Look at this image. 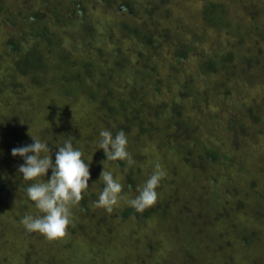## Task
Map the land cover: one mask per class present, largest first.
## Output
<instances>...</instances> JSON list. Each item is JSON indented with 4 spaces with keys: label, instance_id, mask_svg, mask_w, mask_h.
Masks as SVG:
<instances>
[{
    "label": "trees",
    "instance_id": "16d2710c",
    "mask_svg": "<svg viewBox=\"0 0 264 264\" xmlns=\"http://www.w3.org/2000/svg\"><path fill=\"white\" fill-rule=\"evenodd\" d=\"M95 1L0 0V252L28 258L22 264H38L37 252L51 253L39 246L43 235L33 238L20 223L34 212L25 193L34 181L23 180L18 168L24 160L11 152L31 145L34 137L48 144L53 164L57 148L72 139L85 163L91 154L95 166L108 163L124 185V199L108 212L94 207L104 185L100 175H90L83 199L71 207L67 231L82 232L94 256L105 255V243L116 247L120 264H207L208 254L219 264L218 255L223 251L227 259L229 250L241 264L249 246L252 255L264 256V161L250 162L249 141L264 145V24L259 21L264 10L256 19V1L237 0L239 12L220 0H185L191 11L173 16L167 0L146 1L141 9L135 0ZM109 9L114 17H105ZM166 19L172 20L169 25ZM96 27L110 39L106 57L73 58L74 48L62 50L59 42L67 37L90 44ZM209 31L226 39L224 50L217 42L199 47ZM83 100L84 110L72 120L69 113ZM66 117L72 118L68 126ZM102 129L113 136L125 132L134 164H103V150L91 152ZM216 129L224 135L215 137ZM147 142L154 143L150 156L138 148ZM167 152L176 158L171 165ZM157 163L167 167L169 177L156 189L161 193L156 204L138 213L126 200L139 194ZM250 167L262 171L256 175ZM50 177L51 169L43 180ZM131 215L138 223L155 218V226L163 227L145 235L144 250L138 247L141 235L133 238L136 244L110 243L100 235L119 232ZM111 218L119 227L109 224ZM103 224L109 226L102 229ZM59 243L52 244L56 250L50 245L55 252L74 253L68 244L57 248ZM58 259L50 254L47 264H61ZM85 259L76 255L73 264Z\"/></svg>",
    "mask_w": 264,
    "mask_h": 264
},
{
    "label": "clouds",
    "instance_id": "9594fccd",
    "mask_svg": "<svg viewBox=\"0 0 264 264\" xmlns=\"http://www.w3.org/2000/svg\"><path fill=\"white\" fill-rule=\"evenodd\" d=\"M99 137L98 148L103 150L106 157L103 164L109 161H126L130 167L135 163L127 151L128 137L123 130L113 136L111 131L102 129ZM31 138V145L14 148L11 154L24 160L18 173L23 180L34 181L25 189V193L41 215L27 214L20 223L27 233H38L49 240H57L68 235L67 228L72 222L71 207L79 204L83 199V192L88 188L89 165L82 159L84 153L73 147L72 139L66 140L62 147L57 148L53 164L48 144L38 138ZM42 153L46 154L42 156ZM49 169L51 177L45 182L43 177ZM165 176L166 172L157 163L151 176L137 188L139 194L127 199L126 204L138 213L154 206L158 200L156 189ZM99 180L104 187L98 200L94 202V207L112 212L113 206L124 199L121 195L124 185L114 179L111 171L104 168Z\"/></svg>",
    "mask_w": 264,
    "mask_h": 264
},
{
    "label": "rangeland",
    "instance_id": "374dc122",
    "mask_svg": "<svg viewBox=\"0 0 264 264\" xmlns=\"http://www.w3.org/2000/svg\"><path fill=\"white\" fill-rule=\"evenodd\" d=\"M92 5H95L97 4V1L95 0H89ZM146 1H149L150 3L153 2V0H135L136 2V5L137 4H141V6H139V8L141 9L142 8V5L143 3H145ZM185 1V0H167L165 3L170 7L171 6V10H170V14H173L174 15H178V14H181V15H184V13H187V12H190L191 11V7L188 6L187 4H183L182 2ZM189 2H191L192 0H188ZM238 1H241V0H238ZM237 0H220V2H222L223 4H226L227 8H239V12H241V8L238 4H235L236 2H238ZM243 2H248V1H251L253 3V1H256L258 3V11L256 13H254L253 15L256 14V19H258V16L260 15V13L264 10V0H242ZM193 2V1H192ZM246 2V3H247ZM117 3V2H116ZM249 3V2H248ZM200 2H196V5H199ZM187 5V7H186ZM234 6V7H232ZM186 7V8H185ZM139 9V10H140ZM185 9V10H184ZM255 8L252 7V11H254ZM106 15L105 17H107V15H109L110 17H114L115 16V12L113 10H107V12H105ZM192 14H195L194 12H192ZM242 14V13H241ZM240 15L237 14L236 16ZM95 16H98L97 14H95ZM246 19L247 18H250L248 17V15L245 16ZM174 17H172L173 19ZM166 22H164V24L166 25H169L167 23V21H172L171 19H166L165 20ZM259 21L262 22V24H264V11H263V14H262V17L261 15L259 16ZM242 24V23H241ZM165 25V26H166ZM99 27H96L93 29L94 32V38L91 39V42L90 44H88V42L86 41H81V40H73L71 37H67V38H64V39H61L60 40V44L63 46H61L62 50L65 52V51H68L69 49H72L74 48L73 52L70 54L71 56H74L73 58H80V57H89L92 53H95L96 56H98L99 59H102L104 58V56L106 57V55L111 51L112 49V46L111 44L109 43L110 39H108L106 36V33L103 31V30H100L98 29ZM3 28L0 27V36H2L3 34ZM207 39L205 40V43L204 44H200L199 47L203 46V48H206L207 46H210L213 44V42H217L220 44V46H222L221 48L224 50V47L227 46L226 45V39L222 38L220 39L219 36H217L216 34L212 33V31H209L208 34H207ZM228 42H230V38H228ZM231 42H234V40H231ZM91 43H93L92 45H95L94 47H90ZM242 44H240L239 47H241ZM244 46V45H243ZM98 49V50H96ZM102 50V51H101ZM99 51V52H98ZM158 60V57L156 58V61ZM133 61V60H132ZM161 64V63H159ZM191 66V65H190ZM161 66H159L160 68ZM254 93V92H253ZM23 96V93L20 94V96ZM79 98V97H78ZM76 99V101L80 102L81 100L79 99H82V97H80L79 99ZM84 100H83V103H81V106L80 107H77L76 105L72 108L71 112L69 113V115H71L73 117L70 118V117H66L64 118L62 121L65 122V124L68 126L70 125V120H75L76 116H78L83 110H84ZM34 127V125H33ZM101 128V126H99ZM27 131H29L28 133H30L31 131L35 130V129H26ZM27 131L24 132L27 134ZM79 133H82V134H79V137L80 138H83V134L85 135V132H84V129H83V132H79ZM200 133H202V137L204 136V133L203 131ZM215 133H216V136L215 137H222L223 135L220 133V131L218 129L215 130ZM93 137H95V134H93ZM144 139V138H143ZM203 139V138H202ZM249 141H252V144L250 145V150L252 151V153L250 155L251 156V161L252 163H256V160H263L264 161V145L263 146H260L258 144H260V142L258 140H255L253 141V139L249 140ZM153 144L154 143H150V142H147L146 144H141V143H138V148H146L147 150L146 151H149V156L151 155V152L153 151ZM98 143L96 144L95 148H92L91 152H95L96 153V149L98 148ZM94 149V150H93ZM91 154V153H90ZM172 153L170 152H167L166 154V158L169 159V161H171L169 164L171 165L172 163H174L175 161V157L174 156H171ZM94 155V153H93ZM98 157V155H97ZM164 157V156H163ZM88 159V158H87ZM96 161L97 159L93 158L92 154H91V157H89L88 159V165H89V170H90V175L94 177L96 175H100V173L102 172L103 168L105 170H109V171H113V169H110V167H108V163H106V167L103 166V165H97L95 166V162L93 161ZM184 163L183 159H181V161H179L178 163ZM98 163V162H97ZM168 164V166H170ZM251 169L255 168V167H250ZM162 169L166 172V177H169V175H167V167L166 166H163ZM255 168V174H259V172H261L262 170H257ZM113 173V172H112ZM96 178V177H95ZM97 179V178H96ZM96 183V182H95ZM93 187H95V184L92 183L91 184ZM158 193V198H159V192ZM98 194V193H97ZM30 202V201H29ZM29 202L27 201L26 203L29 204ZM29 211H34L33 212V216H37L39 215V212L38 209L35 208V205L33 206H30L28 207ZM36 213V214H35ZM130 219L131 220H127L125 224H122L120 225V228L119 229V232H117V230H114V231H109L108 233H105L106 230H104V232H101L100 235L103 236V239L105 241H109L110 243L112 242H115L117 240V242L119 244L121 243H127V241H130L131 244H136L137 240L136 239H133L136 235H141V239L142 240H139L138 244L139 246L138 247H141L143 250L145 249V246L143 244H145L144 242L145 241H148L147 237H145V235H153L155 234L154 232L155 229H158V230H163V227L159 224L158 226H155L156 223L158 222H155L157 219L153 218L150 219V220H146L145 222H140L138 223L137 219L134 217V216H130ZM109 220V224H113V225H116L118 226V223L115 222L114 218H111V219H108ZM111 224V225H112ZM149 224V225H148ZM110 225V226H111ZM109 226V225H108ZM107 225L105 226L103 224L102 226V229L105 228V227H108ZM119 227V226H118ZM93 230L94 229H91V231H89L91 234H93ZM127 230V231H126ZM68 232V231H67ZM69 233V232H68ZM121 233V234H120ZM129 233H132L131 236H129ZM106 234V235H105ZM33 235V238H37L38 235H41V234H38V233H32ZM78 237V238H77ZM83 234L82 232L78 233L77 235H70L69 233V236H65L63 238H60V239H57V240H49L47 239L46 237H41L43 238V242L42 243H39L42 248L46 249L48 247H50V250H51V253H49V255H47V253H42V254H39V252H37V254H35L33 257L38 260V264H47V256H50V254L54 257V259H58V261H60L61 264H73V259L76 258V255H79L83 258L86 257L85 260H87L85 262V260L81 261L79 260L80 262L78 263H75L74 264H120V262L118 261V258L115 257V249L116 247L112 246V245H108L107 243L104 244V246L102 247V250L105 249V255L104 256H94V254H92V251L89 250V248L86 246L87 245V242H84L85 239L83 238ZM130 239H129V238ZM157 237V236H155ZM60 240V243L58 244L59 247L57 248H60V245L61 244H68L70 249L73 248V251L74 253L68 257V254L66 253L61 255V251L58 250V253L54 251V249L56 250L55 246H53L52 244H56L57 241ZM39 242V241H38ZM37 242V243H38ZM104 243V242H102ZM228 243V242H227ZM52 245L54 247V249L52 248ZM143 245V246H142ZM123 245H120L119 247H122ZM124 248L130 253L131 250H134L133 247L131 246H124ZM124 248H121V251H124L125 249ZM246 260H243L241 262V264H264V256L262 255H252L251 254V250H252V246H249L246 248ZM107 251H109L110 253L107 254ZM114 251V252H112ZM113 253V256L112 258L110 257L111 254ZM91 254V255H90ZM118 254V253H117ZM223 254L224 252L221 251V254L218 255V258H220L221 256V260H220V263L219 264H237L235 263L234 259H235V255L229 250L228 251V260L224 259L223 257ZM89 255V256H87ZM120 255V254H119ZM124 254H121L120 256H122ZM23 256H21L20 258V255L19 256H16L15 254H13L12 252L10 251H2L0 252V263L2 262L3 264H22L23 263V259H25L27 262H28V258H23ZM123 257H120V259H122ZM206 260H207V264H217V262L214 260V257L210 256L209 254L207 256H205ZM111 259V261H110ZM248 259V260H247ZM92 261V263L90 262ZM226 261V262H225ZM100 262V263H99ZM225 262V263H224ZM59 264V263H58ZM130 264H133V262H131Z\"/></svg>",
    "mask_w": 264,
    "mask_h": 264
}]
</instances>
